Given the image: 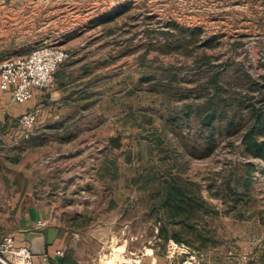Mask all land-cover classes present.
Returning <instances> with one entry per match:
<instances>
[{
	"label": "rangeland",
	"instance_id": "1",
	"mask_svg": "<svg viewBox=\"0 0 264 264\" xmlns=\"http://www.w3.org/2000/svg\"><path fill=\"white\" fill-rule=\"evenodd\" d=\"M45 43L90 64L109 60L118 90L110 130L118 145L102 155L96 177L116 186V208L97 213L71 201L58 260L264 264V160L245 152L242 135L253 118L238 109L264 95V0H0V61ZM209 96L224 116L213 123L211 149L200 122ZM59 132L0 135V241L16 233L8 203L14 168L32 143L42 144L40 164L46 144L70 137ZM167 173L203 201L174 219L157 207ZM9 250L0 248V264H25Z\"/></svg>",
	"mask_w": 264,
	"mask_h": 264
},
{
	"label": "crops",
	"instance_id": "2",
	"mask_svg": "<svg viewBox=\"0 0 264 264\" xmlns=\"http://www.w3.org/2000/svg\"><path fill=\"white\" fill-rule=\"evenodd\" d=\"M70 53L54 70L51 85L36 88L30 100L18 103L11 98L9 92L0 90V135L11 133L14 139L20 137L23 132L18 128L17 118L35 105L40 108V119L28 133L30 137L41 130L46 134L54 131H60L61 135L70 134L69 138L61 136L58 140L50 141L51 146L46 144V150L52 156L48 166H38L37 150L42 144L32 143L28 154L13 170L12 197L8 203L12 201L16 209L15 238L20 243L28 244L26 234L29 230L43 231L46 234L48 228L57 227L58 233L52 243L46 245L48 251L62 245L60 226L65 222L64 212L72 209L71 201L74 206L80 201V192L84 191L88 195V198L82 200V205L87 202L90 204L87 207H92L93 212L98 213L102 208L110 212L116 208V186H101L96 183L100 172L97 164L112 144L110 130L116 126V74H111L109 60L94 65L88 62V57L79 56L78 51ZM102 65L103 71L100 68ZM101 101L104 102L102 105ZM123 108L126 112L127 106ZM100 112L104 113L103 120L86 119V116ZM126 121L125 118L124 122ZM34 139L32 141L37 142L38 139ZM112 146L116 150V146ZM84 185H87V189ZM102 193H107L108 196L100 202ZM22 205L23 211L18 213ZM45 218H50L51 224L44 229H36L35 223Z\"/></svg>",
	"mask_w": 264,
	"mask_h": 264
},
{
	"label": "built area",
	"instance_id": "3",
	"mask_svg": "<svg viewBox=\"0 0 264 264\" xmlns=\"http://www.w3.org/2000/svg\"><path fill=\"white\" fill-rule=\"evenodd\" d=\"M69 56L68 51L59 45L45 43L32 49L25 56H10L0 61V90L9 92L11 98L24 103L33 98L36 88H45L53 82V73L57 65ZM40 108L35 105L22 112L18 118V128L21 132L28 133L39 121ZM52 156L47 155L40 164H48ZM88 198L84 192H80V202ZM50 218L39 219L35 223L36 229H44L51 224ZM15 236L8 234L0 241V248H9L11 254L22 259L25 264H51L52 259L57 260L64 253L63 247H57L53 251L44 254H33L29 249V242L20 243Z\"/></svg>",
	"mask_w": 264,
	"mask_h": 264
},
{
	"label": "trees",
	"instance_id": "4",
	"mask_svg": "<svg viewBox=\"0 0 264 264\" xmlns=\"http://www.w3.org/2000/svg\"><path fill=\"white\" fill-rule=\"evenodd\" d=\"M261 86L264 89V83L261 84ZM212 98V96H209V106L200 118L202 125L208 129L206 138L209 142L210 149L213 146L214 134L216 132L213 123L216 119L224 117L223 110H220V108L217 107V103L213 102ZM238 105V109H241L242 107L249 109L253 118L251 124L242 135L245 152L248 155L260 157L264 160V95L256 99V102L254 103L243 104L239 101ZM163 182L164 186L162 188V195L157 207L164 211L166 219H174L177 216L178 210L188 211L192 202L200 201L188 192L184 185H182V180L174 174L171 175L170 173H167ZM200 202L203 201L201 200ZM52 262L53 264H64L62 259H52Z\"/></svg>",
	"mask_w": 264,
	"mask_h": 264
},
{
	"label": "water",
	"instance_id": "5",
	"mask_svg": "<svg viewBox=\"0 0 264 264\" xmlns=\"http://www.w3.org/2000/svg\"><path fill=\"white\" fill-rule=\"evenodd\" d=\"M112 144L118 145V136L112 137ZM58 233L57 227L48 228L46 234L43 231L29 230L26 238L29 242V249L33 254H44L46 252V245L51 244L54 237Z\"/></svg>",
	"mask_w": 264,
	"mask_h": 264
},
{
	"label": "bare ground",
	"instance_id": "6",
	"mask_svg": "<svg viewBox=\"0 0 264 264\" xmlns=\"http://www.w3.org/2000/svg\"><path fill=\"white\" fill-rule=\"evenodd\" d=\"M23 261V260H22Z\"/></svg>",
	"mask_w": 264,
	"mask_h": 264
}]
</instances>
